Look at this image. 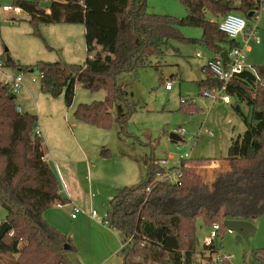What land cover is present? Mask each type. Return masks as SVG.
I'll use <instances>...</instances> for the list:
<instances>
[{"label":"trees","instance_id":"obj_1","mask_svg":"<svg viewBox=\"0 0 264 264\" xmlns=\"http://www.w3.org/2000/svg\"><path fill=\"white\" fill-rule=\"evenodd\" d=\"M180 1L187 11L183 19L149 13L147 0H50L47 8L39 0H14V8L28 14L38 34L41 25L85 26L88 57L84 64L40 61L28 68L39 73L44 94L52 98L64 95L68 107L78 84L91 92L105 91V101L81 105L75 116L107 130L115 101L127 102L117 77L151 66V59L164 56L171 40L189 41L180 27L201 28L203 35L194 42L206 45L216 58L239 44L228 39L211 18L221 19L229 13L252 18L261 10L247 0L239 4L232 0ZM7 65L20 72L28 69L8 58ZM198 83L211 91L223 86L216 79ZM227 93L236 101L234 110L246 125L244 134L233 140L234 154L227 158L229 171L207 184L197 173V167L207 160L182 162L183 186L174 187L156 182L157 160L152 159L144 181L117 190L107 219L126 239L133 236L124 252V264H198L199 220L210 228L219 224L220 235L227 230V220L255 223L264 216V66L233 79ZM15 99L11 87L0 80V206L6 209L4 222L13 232L0 239V261L72 264L67 256L77 252L72 239L45 218L57 203L66 206L69 201L60 195L59 177L45 159L42 139L35 135L38 117L20 113ZM241 105L251 111V118ZM105 152L102 155L108 156ZM67 245L69 250H65Z\"/></svg>","mask_w":264,"mask_h":264},{"label":"rangeland","instance_id":"obj_2","mask_svg":"<svg viewBox=\"0 0 264 264\" xmlns=\"http://www.w3.org/2000/svg\"><path fill=\"white\" fill-rule=\"evenodd\" d=\"M39 1L43 8H47L50 0ZM232 1L234 4L241 2ZM14 7V0H0V61L5 66L4 70H0V80L5 81L7 74L23 75L24 88L16 95L15 104L22 113L38 117V124L45 136L42 141L48 162L53 164L46 148V131L56 134L61 144L73 155L76 148L83 149L86 154L92 152L88 157L94 169L93 181H90V185L85 181L84 194L75 206L85 211H96L97 223L105 221L111 200L119 188L134 187L146 179L153 158L168 160L169 165L179 164V157L186 153L191 154L193 161L207 160V163L197 167V173L204 183L210 182L219 173L216 168H208L212 161L220 164L221 168L229 165L227 158L233 140L244 134L246 125L234 110L236 101L233 98L229 105L214 98L217 94L214 90L221 87L211 91L199 86L197 71L203 70L209 59L215 58L214 52L206 45L194 42L201 39V28L180 27L181 34L189 41L171 40L164 56L151 59V66L140 67L117 77L116 82L123 89L128 103L115 101L110 128L102 130L78 120L75 112L81 105L92 106L105 101V91L91 92L78 84L73 104L68 107L64 95L52 98L44 94L39 73L28 68L40 61L54 63L65 60L69 64L82 65L87 60V50L83 46L81 56L66 58V53L57 44V41L61 44L59 34H45L41 26L38 34L28 14L23 12L18 15L12 11ZM6 8L11 12H6ZM147 10L154 15L178 19L187 16L180 0H147ZM242 16L247 19V32L256 29V39L246 45L240 37L236 43L244 48L246 64L256 73L258 67L264 66V6L258 12L257 19ZM211 20L218 22L220 19ZM226 47L230 49L229 44ZM198 53H201V58L197 57ZM8 57L16 66L28 69L20 72L16 67L8 66ZM202 79L213 78L202 74ZM167 81L173 83L171 92L165 89ZM241 107L251 118V111L245 105ZM175 131L181 133L180 143L170 139ZM103 151L108 156H103ZM189 165L193 167V164ZM72 208L70 204L61 208L53 206L45 214V217L47 214L53 215V225L56 224L78 247V252L67 254L72 264H95L104 260L112 249L121 246L118 238L108 236L103 225L99 227L82 221L85 215L73 220ZM6 215V209L0 206V224L5 221ZM254 225L256 234L248 243L241 244L237 234L228 230H223L215 240L216 248L231 257V264H264V216ZM210 231L211 228L203 220L197 222L198 252L205 250V240ZM115 234L126 241L123 233L116 230ZM128 248L129 245L121 252ZM0 264H14V261L2 260Z\"/></svg>","mask_w":264,"mask_h":264},{"label":"built area","instance_id":"obj_3","mask_svg":"<svg viewBox=\"0 0 264 264\" xmlns=\"http://www.w3.org/2000/svg\"><path fill=\"white\" fill-rule=\"evenodd\" d=\"M247 1L258 5L261 8L264 6V0ZM5 11L11 12V10H9L8 8H6ZM12 11L18 15L23 14V10L21 8H14ZM255 18L257 19L258 16H256ZM211 21L213 23H217L219 30L224 33L228 37V39L232 41L236 42L240 37H242L244 43L248 45L250 41L256 39V29L247 32V19L244 18L241 14L229 13L226 16L222 17L218 22H215L213 20ZM238 44L239 46L235 47L227 54L226 60L222 59L221 56L209 59L207 62V66H205L202 70V73L205 74L207 77L219 80L223 83V86L221 88H219L218 90H214L217 92V94L214 95V98L216 100L219 99L226 105L232 103V97L227 93V87L230 82L247 71L254 72V70L246 64L244 48L241 46L240 43ZM197 57L201 58V53H198ZM4 68V63L0 61V70H4ZM6 76L7 79L5 81H2L3 84L9 85L14 95L20 93L24 88L23 75L21 73H17L16 75L7 74ZM33 81H36V79H33ZM165 89L167 91H172L173 83L171 81H167L165 83ZM207 94L209 95V93ZM18 111L22 113L21 108H18ZM174 133L181 136L180 131H175ZM35 135L41 138L42 131L39 125L35 128ZM179 158L180 161L177 166L169 165L168 160H161L156 162V182L167 183L174 187L183 186V172L180 168L181 163L192 160V158L191 154L189 153L181 155ZM217 166L218 163L216 161H212L210 164V167L212 168H217ZM150 191L151 188H148L147 192L149 193ZM55 206L61 208L63 205L57 203ZM82 214H87L92 219H96L98 217L96 211L94 210L87 212L85 210H82L78 206H73L71 215L72 219H76L79 215ZM103 223L109 226L107 217ZM219 230V224H215L211 228L210 235L205 240V250L203 252H198V264H231L230 256L222 253L221 250H219L218 252L216 250L217 248L215 246V240L219 237ZM11 235H13V232H11ZM132 241L133 236L129 239H126V243L122 246V249L131 244Z\"/></svg>","mask_w":264,"mask_h":264},{"label":"crops","instance_id":"obj_4","mask_svg":"<svg viewBox=\"0 0 264 264\" xmlns=\"http://www.w3.org/2000/svg\"><path fill=\"white\" fill-rule=\"evenodd\" d=\"M41 30L45 34H53V35L56 33L59 34L58 38L60 39L61 44L58 41H57V44L59 45V47H61L62 51L66 53L65 55L66 58L75 59L81 56L83 46L87 50L86 42H85L86 29H85V26L83 25H68V24L41 25ZM98 50H100V48H98ZM202 74H201V77H202ZM168 92H171V91H168ZM41 131H42L41 139H43V137L45 136H44V132L42 128H41ZM46 133H47L46 134V148H47V151L50 153L53 164L48 162L47 156H45V159L50 164V166L54 169V171L59 177L60 195L69 201L67 205L70 204L72 205V207L75 205H78L79 203L78 200H80L81 196L84 194L83 190L85 188V181L86 182L88 181L89 185L91 184L90 181L92 180L94 169H93V166L89 164L88 156L89 155L91 156L92 152H88V154H86L83 151V149L76 148V154L73 155L69 152L68 149H66V146H63V144H61L60 140L56 137V134L54 133L52 134V132H49V131L48 132L46 131ZM157 161H161V160H157ZM173 165L177 166L178 164H173ZM227 166L225 165L221 168V165L218 164L216 169L219 171V173H225L229 171L230 169L229 165ZM208 168H212V167L209 166ZM220 170H222V172ZM219 173L217 172L216 176ZM215 178L211 180L210 182H208L207 184H212ZM46 213H48V211ZM84 215L85 217L82 221L90 222L93 225H97L99 227L100 225H103L104 226L103 230H105L107 234H109L108 236L114 239L118 238L119 245H121L120 247H116L115 250L112 249V252L107 257H105L104 260L100 262H96L95 264H124V253H122L121 251L124 250L122 249V246L126 243V241L124 242L120 240V237H117L118 235L115 234L116 232L115 229L111 228L110 226L108 227V225H106L107 226L106 227L104 223H97L96 222L97 218L92 219L89 215L87 214H84ZM52 217L54 218V216L53 215L51 216L50 214H47V216L45 217L46 220L51 225H53ZM73 220H79V217ZM55 225L53 226L57 228L58 226L57 225L55 226ZM57 229L60 230L59 228ZM77 250H78V247H77Z\"/></svg>","mask_w":264,"mask_h":264},{"label":"water","instance_id":"obj_5","mask_svg":"<svg viewBox=\"0 0 264 264\" xmlns=\"http://www.w3.org/2000/svg\"><path fill=\"white\" fill-rule=\"evenodd\" d=\"M249 17H252V14L249 15ZM222 59H227V54H222ZM8 61H11V58L8 57ZM197 79L200 80L201 73L200 70L197 71ZM171 141L174 143H180L182 141V137L178 134L172 133L170 135ZM234 154L233 147L230 149L228 153V157H232ZM225 228L232 233L237 234V240L244 244L245 242H249V239L256 234V227L254 223L250 221H243V220H227L224 222ZM12 230L11 225L8 222H3L0 225V239H2L5 235H7ZM70 247L67 245L65 246V250H69Z\"/></svg>","mask_w":264,"mask_h":264}]
</instances>
